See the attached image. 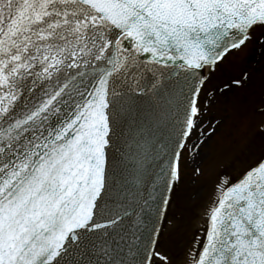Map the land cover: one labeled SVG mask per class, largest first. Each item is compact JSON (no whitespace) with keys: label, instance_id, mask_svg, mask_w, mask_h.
<instances>
[{"label":"snow or ice","instance_id":"obj_1","mask_svg":"<svg viewBox=\"0 0 264 264\" xmlns=\"http://www.w3.org/2000/svg\"><path fill=\"white\" fill-rule=\"evenodd\" d=\"M0 264H264V0H0Z\"/></svg>","mask_w":264,"mask_h":264},{"label":"rangeland","instance_id":"obj_2","mask_svg":"<svg viewBox=\"0 0 264 264\" xmlns=\"http://www.w3.org/2000/svg\"><path fill=\"white\" fill-rule=\"evenodd\" d=\"M216 115L223 116L224 115V105L220 104L217 105V107L213 110ZM231 130H226L225 135L230 134ZM203 187L205 189L202 198L194 205H191L190 207H185L182 209L183 213L191 216H196L204 207L205 203L207 202L210 194H211V183L210 178L208 176L201 177L199 179L198 185H193L191 182V169L186 168L185 169V183L181 186V194L185 201H187L189 195L195 191L197 188ZM175 239V238H170Z\"/></svg>","mask_w":264,"mask_h":264}]
</instances>
